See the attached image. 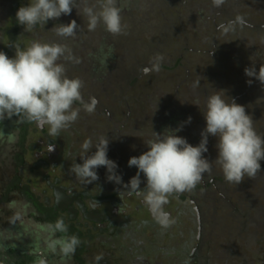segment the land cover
I'll return each mask as SVG.
<instances>
[{
    "label": "rangeland",
    "instance_id": "1",
    "mask_svg": "<svg viewBox=\"0 0 264 264\" xmlns=\"http://www.w3.org/2000/svg\"><path fill=\"white\" fill-rule=\"evenodd\" d=\"M10 1L0 0V51L6 39L1 27H8L11 21ZM19 1L20 6L31 2ZM123 1H127V10L118 6ZM100 2L76 0V9L73 8L69 15H61L58 19L49 20L44 27L37 26L30 31H24L19 25L18 45L22 42L21 46L27 47L34 40L65 45L70 54L79 59V63H75L62 58L60 62L65 65L66 75L83 81L81 94L85 101L89 97L98 100L95 112L90 114L81 108L78 120L62 130L58 137L50 136L45 125L47 136L57 141V147L46 159V147L42 146L41 159L45 163H36L40 158H37L38 151L35 154L29 150L25 152V163L17 165L22 176L20 183L28 185L29 191L43 205L54 204L51 185L55 182L89 194L112 192L115 200H121L125 211L118 215L113 213L111 203L105 205L98 201L94 204L95 208L103 211V215L108 213L110 219L123 224L110 235L93 233V238L86 242L88 261L100 263L107 259L106 264H147L144 261L147 260L149 264H184L174 255L183 246H189V250L195 246L188 242L189 234L194 233L193 215L185 204L168 197L172 205L167 209L169 202L166 204V212L174 222L163 227L156 220L152 229L147 226L145 232L136 234L133 227L140 228L141 219L152 220V215L147 210L148 214L144 215L141 208L136 209L142 197L129 196L125 192L123 184H127L137 171L135 167H128L127 161L146 151L144 142L154 135L153 131L158 133V126H165L167 122L171 129L183 125L177 135L186 138L193 146L197 145L205 126L202 114L204 101L214 91H220L222 96L224 92L225 99H234L245 106L246 113L254 121V128L264 125V84L254 77H246L244 73L247 67L255 66L258 70L264 66V0H222L220 4L215 0H116L124 25L121 34L109 33L102 24L94 31L88 30L87 20L80 14V9L85 6L99 8ZM200 5L203 11L197 10ZM202 13L206 14L204 19L210 24L200 21L196 25L195 20ZM237 17H242L244 24L236 22ZM72 20L79 25L76 35L58 37L56 25ZM220 25L230 30L225 32ZM103 39L115 48L109 59L103 55ZM5 54L12 57L15 50ZM157 56L163 57L160 71L145 75L143 68L150 66ZM128 69H131L132 76H129ZM133 78L135 80L130 84ZM248 80L252 83H247ZM184 114L191 118L190 123H185L188 118L179 117ZM172 115L178 116L173 125ZM36 126L35 123L28 126L27 142L35 143L38 138H43L39 132L41 129L37 126V130ZM101 135L109 139L107 155L118 165L116 171L123 184L108 181V173L103 166L96 170L98 179L88 185L81 183L71 172L72 165L81 162L79 156L83 141L92 138L95 144ZM209 137L212 141V136ZM53 143L51 140L50 144ZM215 144L207 151L209 162L216 158ZM260 163L258 173L261 175L257 176L255 183L249 184L247 177L238 185L227 182L214 162L211 170L203 175L200 194L205 198L200 197V205L205 204L210 211L213 205L218 207L220 203H229L233 205L235 214L231 217L228 210L219 212V209L217 214L213 211L215 221L211 219V224L220 237L214 235L204 243L200 250V264H264V160ZM8 168L6 166L4 170ZM13 196L20 216L26 218L32 212L33 217L30 215L31 221H23L22 225L10 224L16 221L12 217L0 221V256L8 258L12 254L8 250L12 251V248L16 249L15 258L24 256L20 252L39 250L45 259H51L49 264H71L62 258L53 259L55 249L60 248L49 246L54 236L46 223L43 225L36 221L38 212L31 206L32 199L22 191L14 192ZM82 205L87 207L89 199H84ZM73 208L77 209L75 204ZM177 210L180 214L174 217ZM20 216L17 217L19 223L22 221ZM73 218L76 222L74 212ZM78 220L83 223L87 219L79 216ZM97 234L101 236L98 238ZM102 240L107 242V246ZM115 241L111 252L110 245ZM138 253L140 258H137ZM97 256L101 258L97 260ZM35 264H41V261ZM43 264L48 263L44 260ZM190 264L198 263L190 261Z\"/></svg>",
    "mask_w": 264,
    "mask_h": 264
},
{
    "label": "clouds",
    "instance_id": "2",
    "mask_svg": "<svg viewBox=\"0 0 264 264\" xmlns=\"http://www.w3.org/2000/svg\"><path fill=\"white\" fill-rule=\"evenodd\" d=\"M215 2L220 4L222 0ZM75 5L76 0H31L17 9L16 22L23 26L24 31L37 26L44 27L49 20L69 15L73 8L76 9ZM80 14L86 18L89 31H94L100 24L112 34H121L124 30L121 9L116 0H101L99 8L82 7ZM236 22L244 24L242 17H237ZM220 27L225 32L230 30L224 25ZM78 29L79 25L72 20L67 24H57L55 33L58 37L70 38L76 35ZM11 47L15 50L12 57L0 51V120L22 115L41 129L47 125L49 135L58 137L62 130L78 120L81 108L90 114L95 112L98 100L89 97L85 101L81 94L83 81L78 77L69 78L65 65L60 62L64 58L79 63V59L72 56L65 45L34 40L27 47ZM162 61L163 57L157 56L142 71L145 75L152 71L158 72ZM244 73L246 77H254L264 84V66L258 70L255 66L247 67ZM247 83L251 84L252 81L248 80ZM219 93L214 91L205 98L202 113L205 126L197 145L193 146L186 138L177 135L183 125L166 129L167 134H163L165 131H153L154 135L144 142L147 150L127 161L128 167L137 169L127 184H123L121 175L117 173L116 162L108 158L109 139L103 135L97 138L95 144L92 138L83 141L79 156L81 162H75L71 172L81 183L88 185L98 179L96 170L103 166L108 173V181L123 184L129 196L134 194L142 197L153 218L163 227H168L174 222L164 210L169 195L195 188L203 175L211 170L213 162L221 170L224 179L236 185L245 177L254 178L261 170L264 135L256 132L254 121L246 113L245 106L234 99H225L224 92L223 96ZM179 117L184 118L183 115ZM190 120L189 117L185 123H190ZM209 136L216 138L217 155L212 162L203 155L210 149L207 148L208 140L211 139ZM13 141L14 136H10L9 142ZM53 150L54 144H49L48 152ZM141 174L145 178V187L142 189ZM48 229L54 234L56 231L66 232L67 226L59 219ZM79 243V238L73 235L54 239L49 246L52 249L59 247L67 255L74 253ZM100 258L96 257L97 260Z\"/></svg>",
    "mask_w": 264,
    "mask_h": 264
},
{
    "label": "flooded vegetation",
    "instance_id": "3",
    "mask_svg": "<svg viewBox=\"0 0 264 264\" xmlns=\"http://www.w3.org/2000/svg\"><path fill=\"white\" fill-rule=\"evenodd\" d=\"M264 97V93L262 95ZM178 117V116H177ZM183 119L188 118V114L183 115ZM6 119V118H5ZM5 119L0 120V159L2 158L3 160H7L9 162V164L7 163V166L9 167V171H14L13 170V164L15 163V158L17 156V153L20 152V149L17 148L18 147V142L21 140V132L23 127L26 125L23 122V119L20 118H10L8 121H5ZM12 126V128H11ZM45 126L43 127V129H41L39 127V130L41 129V131H39L42 135L43 138H38L37 142L33 143V142H27V146L26 148L29 150V148L32 151L33 154H35V152H37V154L39 156H37V158H39L41 160L42 155V146L45 145V156L46 159L48 157H50L51 153L54 152H48V145L50 144L51 140L54 142V147L56 145V142L54 139H49V137L47 136V133L45 132ZM258 128L260 130H258ZM36 129L38 130V127L36 126ZM255 130L258 131L260 134H262L263 131V135H264V125L261 127H255ZM10 136H14V141L13 142H9V137ZM216 142L215 137H212V141L208 140V144H207V148H212L214 143ZM6 144V145H5ZM14 144V147H13ZM215 151L217 152L215 146H214ZM20 154V153H19ZM44 162L45 160L42 159ZM2 164V162L0 163V165ZM17 166V165H16ZM134 167V166H133ZM260 175V173H259ZM256 180L254 179H250L248 178V182L249 184L251 182H256ZM205 182V181H203ZM205 186V184H204ZM145 187V178L141 177V185L140 188H144ZM65 188V190H64ZM200 182L195 186V188L191 189L190 191H186L183 193H172L169 195V197L173 198V201L175 202H179V203H183L185 204L186 208L190 210V213L193 215L192 219H191V223L193 226V231L194 233L189 234V243H194L195 246L191 247V250H189V246L187 248H185V246H183L181 249H178V253L179 254H183V255H188L190 257V260L195 263L197 262L198 264H200V259L202 258L201 254H200V250L202 249V246L204 245V243H206V241H208L210 238H213V236L215 235L216 237H220L214 230H216V227L213 226V224H211V222L215 221V219L212 217V213L214 211V213L218 212H224L225 210H228L229 214L231 215V217L233 216L234 211H232L234 209L232 204H225V203H220L218 207H214V205L212 206V209L209 211V207L206 206L205 204L200 205V197H202L203 199L205 198V196L203 194H200ZM51 190L53 191V195H54V202H59V205L61 206V208H64L65 214H68V216L71 215L70 213H75L76 212V222L72 221L69 224H73V227H76L74 229H72V227H70L69 225H67V231L64 232L63 235H56L57 232H55L53 235L54 239H59V238H66V237H70L75 235L76 237L79 238V245L76 247V250L74 253H70L65 255L63 253L62 250L60 249H55V253H54V260L56 259H64L68 262H70L71 264H78V257L83 259L84 261H86L88 264H106L107 259H105L104 261L98 263L97 261L94 262L92 260L88 261V257L85 255L86 254V242L91 240L93 238V233L94 232H104L106 235H110V233L114 230H116L117 228L122 227V222H119V224H117L115 221H113L112 219L109 218L108 213H105V215H103V211H97L95 210V216H91L89 213H86L85 215L82 214L83 209L81 208V197L80 200L76 199L77 193H75V195L71 196L73 194L72 189L70 188H66L62 185H56V183L51 185ZM85 192V191H84ZM99 194H101L100 196V202H103L105 205H107L108 203H111L113 206V213L116 215H118L121 212H124V206L122 205L121 200L117 201L115 200V195L113 197H109L106 196V194L112 193V192H107L104 193L102 191L97 192ZM89 193L85 192V194L83 195L84 199H90L89 198ZM83 199V202H84ZM92 200V199H91ZM212 201L214 202V200L212 199ZM61 202V203H60ZM98 203V202H97ZM76 205V210L73 208V205ZM172 203L169 201L168 205H167V209L168 206H171ZM32 206V205H31ZM80 206V210L79 209ZM140 209V212H142L144 215L148 214L147 211H149L147 205H145L143 203V199L141 198L139 205L137 206L136 209ZM9 210H13L17 215L18 218L20 216L19 211L16 210V208L10 204L8 206ZM34 209H36L34 207ZM147 210V211H146ZM164 210L166 211V205L164 206ZM150 213V211H149ZM39 214V213H38ZM151 214V213H150ZM180 213L177 212L174 214V217L179 215ZM217 214V213H216ZM33 217V214L31 212L30 214ZM152 215V214H151ZM208 215L210 216V218L208 219ZM31 216L29 217H22L20 216L22 219V221L20 223H17L19 225H22L26 220L31 221ZM79 216H81L82 219H87L85 222H80L78 220ZM68 217H66L67 219ZM212 219V221H211ZM146 220H148V223L143 222L142 227H145V230H143L144 232L147 230L146 227L148 226L150 229H152V225L156 224L157 222L156 219L153 218L152 216V220L151 218H147ZM24 221V222H23ZM141 221H143L141 219ZM38 222V221H37ZM45 222H42L43 225ZM146 223V224H145ZM47 224V223H46ZM13 225V224H12ZM118 225V227H117ZM47 228H48V224H47ZM224 230V229H223ZM122 230H119V232ZM226 233V231H224ZM124 234V232H122ZM98 238L101 236L100 234H97ZM132 236H135V234H131ZM224 235V234H222ZM203 236V239H202ZM102 243H104L107 246V242L105 241H101ZM118 242V239H117ZM116 244V241L110 245V251L113 252V247ZM84 245V246H83ZM82 246L84 248H82ZM59 248V247H58ZM4 249H1V251H3ZM59 251H61V253H59ZM171 252V250H169ZM184 251V253H183ZM28 252V253H27ZM27 254H36L39 258L40 261L46 260V262L49 264L50 260L48 257L45 259V257L43 256L42 253L39 252V250H31V251H27ZM1 253V252H0ZM22 253V252H20ZM24 253V252H23ZM63 253V255H62ZM176 253L174 256L178 257ZM63 256V257H62ZM183 257V256H182ZM137 258H140V253H138ZM184 258V257H183ZM183 260V259H182ZM145 263L149 264V262L147 260H144ZM184 261V260H183ZM184 264H188V263H184Z\"/></svg>",
    "mask_w": 264,
    "mask_h": 264
},
{
    "label": "trees",
    "instance_id": "4",
    "mask_svg": "<svg viewBox=\"0 0 264 264\" xmlns=\"http://www.w3.org/2000/svg\"><path fill=\"white\" fill-rule=\"evenodd\" d=\"M126 3H127V1H123L120 4H118V6L121 7L122 9L127 10L129 8V6ZM19 6H20L19 0H11L9 2L8 9H11V15L9 14L10 15L9 18H11L10 19L11 21L8 23V27L7 26L1 27V29L4 28L3 36L6 37V39H4V37H3L4 42H5V46L1 47V51H3L4 53L9 52V51H11V49H13L11 47V45H13V46L18 45L17 34L19 33L20 27H19V24L16 22L15 13L17 11V7H19ZM202 7L203 6L200 5L197 10L203 11L204 8H202ZM206 8H208V7H206ZM206 14H208V13L206 12ZM206 14L203 15V13H202L201 17L199 16V18H197L195 20L196 25L198 23H200V21L203 22V24L205 23L206 25L210 24L207 21H205V19H204V18H206ZM169 22L172 23L173 21H169ZM170 29L172 30V24L170 25ZM165 31H166V33L168 32L169 34H171V32L169 30L165 29ZM102 41L104 42L103 43V48H104L103 55L106 56V59H109L110 57L113 56V52H114L115 48L113 45H110V44L107 45L106 40L103 39ZM21 44H22V42L19 45H21ZM119 64L120 63H118L117 68H118ZM141 67H142V64H141ZM127 71L129 72L128 73L129 76H132V73H130L131 69H128ZM134 80L135 79L133 78L132 81L130 82V84ZM130 114H132V112ZM15 117L16 118L21 117L23 119L24 124H26V125L22 129V132L20 135L21 140L17 144L18 145L17 148L20 149V152L17 153V156L15 158V163H12L14 171H9V169L4 170V167H6L7 163L9 164V162L6 159L5 160H3L2 158L0 159V163L2 162V164L0 165V205H2L1 210H0V215L3 214V216H0V221H5L7 218L12 217L16 221H15V223H10V224L19 223L17 221L18 215L12 209L9 210L8 206L10 204H12L16 208V204H14V202H13V199H14L13 193L16 191H22L27 197L32 199V203H31L32 207L33 208L35 207L37 212L40 214V216L38 214V216L36 217V221L45 222L49 226V225H54L55 222H57L59 219H62L66 226L69 225L70 227H72V229L76 228V227H73V224H69L70 222L75 221V219L73 218V213H70V214H72L71 218H70V215L68 216V214H65V212H67V211H65L64 208H61V206L59 205V202H56V203L54 202V204H52V205L41 204L40 202H38L35 195L29 191L28 185H23L22 183H20V179L22 178V176L19 173V171H18L19 168L16 165H21V164L25 163L24 154H25V152L28 151V149L26 148V146H27V135H25V134H26L28 126L32 122H28L22 115L13 116L11 118H15ZM174 119H177V116L172 115V117H171L172 125L176 122V120H174ZM8 120L9 119H7V118L5 119V121H8ZM11 128H12V126H11ZM166 129H171L169 122H167V124L165 126L161 124L160 126L157 127L158 133H163L165 131L163 134H167ZM13 147H14V144H13ZM31 151H33V150H31L29 148V152H31ZM203 155L206 158L207 153L203 154ZM37 160H38L36 162L37 164L40 162H44L42 159L41 160L37 159ZM37 164H34V165L37 166ZM1 167L3 168V170H1ZM260 175H261V173H260ZM257 176H259V173H257V175L254 177L255 179L254 178H250V179L256 180V179H258ZM55 183H56V185H61L57 182H55ZM66 188L72 189L73 194L71 196H73V195H75V193H77L76 199L80 200V197H81V200H82L81 203H83V199H84L83 195L85 194L84 190L77 191V190L73 189V187H68L67 185H66ZM64 190H65V188H64ZM114 195H115L114 193L106 194V196H109V197H113ZM100 196H101V194H99V193L89 195V198H90L89 199V205L86 207V206H83L81 204V208L83 209V212H82L83 215H85L86 213H89L91 216L94 217L95 216L94 211L95 210H97V211L101 210V209L94 207V204H96L95 201L98 202L100 200ZM78 210H80V206H79ZM232 211H234V209ZM74 214H76V212ZM234 214H235V211H234L233 215ZM6 215H7V217H6ZM27 216L29 217L30 215H27ZM66 217H68V218L66 219ZM146 219L147 218H142L143 221L140 224L141 225L140 228L133 227L136 234H140V233L144 232L142 225ZM144 229H145V227H144ZM56 232H57L56 235H58V234L63 235L64 234V232H60V231H56ZM53 236H55V235H53ZM83 246H82V248H84ZM12 249H13L12 251L8 250L9 253L10 252L12 253V254L8 255L9 256L8 258L0 256V264H35V263H38L39 258L36 254L19 253V254L24 255V256L20 257V258H17V257L15 258V256H14L15 251L14 250H16V249H14V248H12ZM177 256L179 258L183 259L184 263L190 264V261L192 260V259L190 260V257L188 255L186 256V255L178 253ZM77 261H78V264H88L86 261H84L83 259H81L79 257H78Z\"/></svg>",
    "mask_w": 264,
    "mask_h": 264
}]
</instances>
